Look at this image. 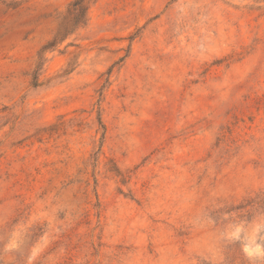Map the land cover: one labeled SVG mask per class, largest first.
I'll list each match as a JSON object with an SVG mask.
<instances>
[{
  "label": "rangeland",
  "instance_id": "rangeland-1",
  "mask_svg": "<svg viewBox=\"0 0 264 264\" xmlns=\"http://www.w3.org/2000/svg\"><path fill=\"white\" fill-rule=\"evenodd\" d=\"M72 1L0 0V264H264V0Z\"/></svg>",
  "mask_w": 264,
  "mask_h": 264
},
{
  "label": "trees",
  "instance_id": "trees-1",
  "mask_svg": "<svg viewBox=\"0 0 264 264\" xmlns=\"http://www.w3.org/2000/svg\"><path fill=\"white\" fill-rule=\"evenodd\" d=\"M86 11V0H73L66 11V14L64 15V25L62 23V26H60V28H58V30L56 31V34L54 35L52 41L47 42L43 46L42 50L53 46L57 39H63L68 34H70L71 31L68 28L83 24ZM33 85H38L36 77L34 78Z\"/></svg>",
  "mask_w": 264,
  "mask_h": 264
}]
</instances>
